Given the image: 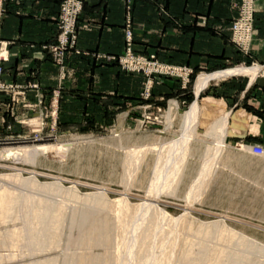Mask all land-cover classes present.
<instances>
[{
  "label": "rangeland",
  "instance_id": "374dc122",
  "mask_svg": "<svg viewBox=\"0 0 264 264\" xmlns=\"http://www.w3.org/2000/svg\"><path fill=\"white\" fill-rule=\"evenodd\" d=\"M130 47L149 56L133 51L132 33ZM123 53L105 60L144 78L142 102L130 112L73 118L78 123L59 130L57 90L28 118L0 125V264H264V227L217 222L211 208L228 198L198 195L219 157L246 156L225 146L226 133H211L225 115L203 125L196 102L198 118L187 125L193 72L183 102L154 107V77L107 59ZM251 65L235 66L264 64ZM246 77L237 76L243 84Z\"/></svg>",
  "mask_w": 264,
  "mask_h": 264
},
{
  "label": "crops",
  "instance_id": "0c3cea01",
  "mask_svg": "<svg viewBox=\"0 0 264 264\" xmlns=\"http://www.w3.org/2000/svg\"><path fill=\"white\" fill-rule=\"evenodd\" d=\"M60 2L4 1L0 40L7 45V61L2 81L16 87L9 95L16 102L0 95V125L28 118L32 105L47 102L57 90L59 130L87 117L106 121L133 110L134 103L142 102L144 78L105 60L124 52L130 24L133 51L193 70L198 77L191 95L204 106L200 122L228 115L225 146L246 155L219 157L218 171L200 179L199 196L228 198V206L211 208L215 221L233 228L264 227V158L250 152L253 146L264 148V65H258L264 64V1L254 3L250 54L243 56L228 38L239 0H83L76 48L66 53L63 69L44 50L57 32ZM246 63L263 68L254 82L244 76L248 81L243 84L237 78L243 75H232L195 93L200 75ZM187 89L177 79L154 77L150 104L183 102Z\"/></svg>",
  "mask_w": 264,
  "mask_h": 264
},
{
  "label": "built area",
  "instance_id": "2783aa9c",
  "mask_svg": "<svg viewBox=\"0 0 264 264\" xmlns=\"http://www.w3.org/2000/svg\"><path fill=\"white\" fill-rule=\"evenodd\" d=\"M4 1L0 0V31L4 13ZM259 0H240L237 8V17L232 21L229 27V39L234 44L239 53L243 56H249L253 34V6ZM264 1V0H262ZM83 0H61L58 28L53 41L44 47V50L52 58L53 62L62 69L65 55L69 50H74L77 43V20L82 12ZM129 28V26L127 25ZM126 48L122 56L108 57L120 65L122 70L130 73H141L147 78L155 76H165L178 79L182 86H186L193 70L187 66H177L161 63L154 54L147 58L136 55L132 52L131 33L125 32ZM7 45L0 40V92L9 91L12 86L2 82L3 64L7 61ZM58 94H55V101ZM250 152L255 156L264 158V148L253 146Z\"/></svg>",
  "mask_w": 264,
  "mask_h": 264
},
{
  "label": "bare ground",
  "instance_id": "6f19581e",
  "mask_svg": "<svg viewBox=\"0 0 264 264\" xmlns=\"http://www.w3.org/2000/svg\"><path fill=\"white\" fill-rule=\"evenodd\" d=\"M263 70L262 67H251V68H245V67H238L231 70H226L222 72H217L211 75H200L197 83H196V94H199L203 89H205L210 81L222 79L225 77H229L232 75H243L248 76L250 78L251 82H254L257 78V76L260 74V72ZM171 105L170 113L172 111H175L173 104ZM170 108V107H169ZM176 112V111H175ZM198 104L195 102L191 105L189 113L187 114V125L195 124L196 120L198 118ZM227 119L228 115H225V117L218 121L213 128L211 129V133L216 137H223L226 133L227 129Z\"/></svg>",
  "mask_w": 264,
  "mask_h": 264
},
{
  "label": "trees",
  "instance_id": "16d2710c",
  "mask_svg": "<svg viewBox=\"0 0 264 264\" xmlns=\"http://www.w3.org/2000/svg\"><path fill=\"white\" fill-rule=\"evenodd\" d=\"M194 76H192L191 78H193Z\"/></svg>",
  "mask_w": 264,
  "mask_h": 264
}]
</instances>
